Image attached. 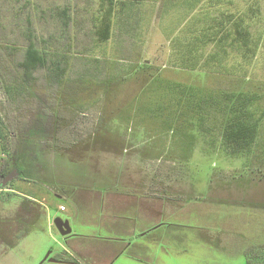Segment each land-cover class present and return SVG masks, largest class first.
Returning a JSON list of instances; mask_svg holds the SVG:
<instances>
[{
	"label": "rangeland",
	"instance_id": "obj_1",
	"mask_svg": "<svg viewBox=\"0 0 264 264\" xmlns=\"http://www.w3.org/2000/svg\"><path fill=\"white\" fill-rule=\"evenodd\" d=\"M158 7L134 8L129 34L116 25L98 45L102 0H0V183L18 173L0 188V264H246V248L264 245V127L254 149L233 158L208 146V135L179 128L176 114L150 113L158 79L232 87L229 78L169 67L177 16L161 18ZM49 38L66 56L63 76L38 70L19 88L27 47ZM256 69L249 85L258 92L263 59ZM172 128L196 134L194 145L183 146ZM146 202L155 209L139 211L137 226L149 251L139 245L112 260L107 234L90 240V217L104 205L102 214L132 227L134 207ZM58 217L72 236H61ZM49 253L57 262L43 263Z\"/></svg>",
	"mask_w": 264,
	"mask_h": 264
},
{
	"label": "trees",
	"instance_id": "obj_2",
	"mask_svg": "<svg viewBox=\"0 0 264 264\" xmlns=\"http://www.w3.org/2000/svg\"><path fill=\"white\" fill-rule=\"evenodd\" d=\"M147 1L102 0L101 14L94 26L98 45L112 40L116 25L129 34L126 26L134 18V8ZM156 1L160 3L159 17L173 12L177 16L170 41L169 67L229 78L232 87L208 90L158 79L152 84L154 91L150 90L156 105L150 113L176 114L181 119L179 128L208 135V146L228 157L250 153L264 127V89L257 92L249 85L256 79V66L264 60V14L259 1L252 0L243 6L238 0ZM61 20L66 25V19ZM53 40L30 42L18 67L22 84L19 88L30 85L32 74L38 70L46 69L54 77L63 76L60 68L66 56L53 52ZM170 130L175 131L187 149L194 145L196 134L188 136L177 133L175 128ZM5 136L0 130V138ZM213 136H217L215 142L211 140ZM244 256L246 264H264V245L246 248Z\"/></svg>",
	"mask_w": 264,
	"mask_h": 264
},
{
	"label": "crops",
	"instance_id": "obj_3",
	"mask_svg": "<svg viewBox=\"0 0 264 264\" xmlns=\"http://www.w3.org/2000/svg\"><path fill=\"white\" fill-rule=\"evenodd\" d=\"M153 200H155L154 198H156V196H153L152 197ZM152 204V203H151ZM149 203H145V204H140L138 205V207H134V211L136 210V212H134V215L133 217H131V221H135V223L132 225V227H127L126 225L123 224V222H120L118 223V221H115L112 217L113 213H110L108 215H104L102 214L104 211H102V209H106L107 208V205L103 206L102 209L100 210L99 212V215H98V212L96 214V217H95V221L93 222V217L91 218L90 217V240H97V242L95 243H98V237L99 235L105 233L108 235V239L110 240L109 243H106L104 242L103 245L106 246V250H108V252H110L112 255V260L115 258L117 260H119L122 256H127L125 255L126 253H128V251L132 248V247H135L137 246V248H140V247H144L146 248V250L149 251V248L144 246V245H141L140 242H138L139 240H141L140 238H143V237H139L140 236V233H139V226L138 223H139V220L138 218H140V214L142 215L141 212L139 211H142L144 213V210H146L147 212H150L151 209H155V205L154 203L151 205ZM140 206V207H139ZM172 209L174 208L173 205H169ZM143 207V208H142ZM147 207V208H146ZM186 207V206H184ZM139 209V210H137ZM186 209V208H185ZM174 210V209H173ZM154 211V210H153ZM181 211H184V209L182 208ZM143 216V215H142ZM103 217V218H102ZM144 217V216H143ZM102 218V219H101ZM98 219L102 220L100 223L98 222ZM141 219V218H140ZM151 219V218H150ZM153 219V217H152ZM142 220V219H141ZM154 221H158L157 219H153ZM67 221V220H66ZM126 221V220H125ZM159 222V221H158ZM70 223V222H69ZM151 225V224H150ZM139 234V235H138ZM128 237H132L133 238V241L132 242H129V244L127 245H123L122 243H125L126 240H128ZM137 237V238H135ZM77 238V237H75ZM102 240V238H101ZM102 244V243H101ZM112 244H119V245H115L116 247L114 248H110V246ZM140 245V247H139ZM108 246L110 249H108ZM121 247V249L123 250H119L117 254H115L114 256V251L115 250H118V248ZM124 247V248H123ZM89 249H94V246H93V243L91 242V244H89ZM145 250V249H144ZM108 252H106L105 254L103 253L102 255H106V256H109ZM91 254H93V252H90ZM149 253V252H148ZM120 254V255H119ZM92 257V256H91ZM110 258V259H111ZM135 261H138V260H146L147 258H144V259H138L135 255L134 257H132ZM133 260V262H134ZM139 262V261H138ZM142 261H140L141 263ZM117 263V261H115V264ZM135 264V263H134ZM145 264V263H144Z\"/></svg>",
	"mask_w": 264,
	"mask_h": 264
},
{
	"label": "water",
	"instance_id": "obj_4",
	"mask_svg": "<svg viewBox=\"0 0 264 264\" xmlns=\"http://www.w3.org/2000/svg\"><path fill=\"white\" fill-rule=\"evenodd\" d=\"M17 172H15L14 174H12L11 176H9L8 178L4 179L2 181V186H6L13 178H15L17 176ZM54 225L57 228V230L60 232L61 236L66 238L69 236L73 235V231L72 228L70 226V223L66 220H63L62 218L58 217L54 220ZM50 257V253L47 254L46 258L44 259L43 263L47 260L51 261V262H57L55 259L53 258H49Z\"/></svg>",
	"mask_w": 264,
	"mask_h": 264
},
{
	"label": "flooded vegetation",
	"instance_id": "obj_5",
	"mask_svg": "<svg viewBox=\"0 0 264 264\" xmlns=\"http://www.w3.org/2000/svg\"><path fill=\"white\" fill-rule=\"evenodd\" d=\"M15 172H17L16 170H13L12 172H10L9 174H6V176L4 177V179L8 178L9 176H11L12 174H14ZM18 174V173H17ZM3 179V180H4Z\"/></svg>",
	"mask_w": 264,
	"mask_h": 264
},
{
	"label": "built area",
	"instance_id": "obj_6",
	"mask_svg": "<svg viewBox=\"0 0 264 264\" xmlns=\"http://www.w3.org/2000/svg\"><path fill=\"white\" fill-rule=\"evenodd\" d=\"M61 210H62V211H65V208L62 207Z\"/></svg>",
	"mask_w": 264,
	"mask_h": 264
}]
</instances>
